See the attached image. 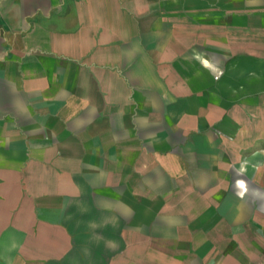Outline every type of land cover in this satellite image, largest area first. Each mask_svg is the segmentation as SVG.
<instances>
[{"label": "crops", "instance_id": "0c3cea01", "mask_svg": "<svg viewBox=\"0 0 264 264\" xmlns=\"http://www.w3.org/2000/svg\"><path fill=\"white\" fill-rule=\"evenodd\" d=\"M0 264H264V0H0Z\"/></svg>", "mask_w": 264, "mask_h": 264}]
</instances>
